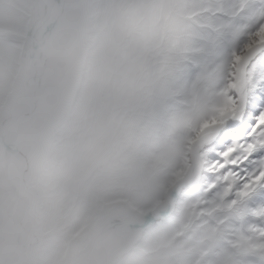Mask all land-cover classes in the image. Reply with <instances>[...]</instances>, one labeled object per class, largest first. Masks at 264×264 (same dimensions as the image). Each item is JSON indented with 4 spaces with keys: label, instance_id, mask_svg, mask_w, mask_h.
<instances>
[{
    "label": "clouds",
    "instance_id": "clouds-1",
    "mask_svg": "<svg viewBox=\"0 0 264 264\" xmlns=\"http://www.w3.org/2000/svg\"><path fill=\"white\" fill-rule=\"evenodd\" d=\"M61 15L68 22L0 81L5 95H20L55 68L79 98L55 127L39 112L13 125L28 187L46 193L23 264H246L252 245L264 251V238H213L205 212L222 187L175 195L206 172L205 126L230 86V58L184 55L204 28L192 0H104Z\"/></svg>",
    "mask_w": 264,
    "mask_h": 264
},
{
    "label": "rangeland",
    "instance_id": "rangeland-1",
    "mask_svg": "<svg viewBox=\"0 0 264 264\" xmlns=\"http://www.w3.org/2000/svg\"><path fill=\"white\" fill-rule=\"evenodd\" d=\"M103 2L104 0H0V81L6 69L18 66L23 55L37 45L46 32L47 25V32H52L68 22L62 13L71 8L85 15ZM192 3L204 28L194 34L190 48L184 53L189 57L231 59L232 53L246 43L249 34L264 23V0H192ZM48 20H51L49 24ZM27 45H31L30 50L26 49ZM59 79L57 70L50 68L46 74L34 76L30 82L29 92L36 90L37 99L27 117L39 112L45 118L48 128L57 126L67 107L79 100L70 95L59 83ZM29 92L5 95L0 89V264H7L9 260L23 264L33 237L41 227L36 208L46 202V193L28 187L31 181L26 176V191L23 198H20L24 200L23 207L19 209L15 204L10 208L18 195L21 197L22 175L25 172L24 144L18 141L13 131V125H22L24 119L17 122L14 118L26 115L29 111L26 101ZM20 132L37 142L40 140V136L34 135L30 129L21 127ZM5 143L23 156L10 151ZM206 154L207 150L204 148L200 154L201 159L206 161ZM206 174L207 168L204 174H198L190 188L181 192L180 197L186 198L194 191H210V186L204 184ZM9 213L20 227L10 220ZM205 214L213 218L217 226L213 238L222 232L249 244L253 240L262 239L259 233L251 230L255 218L250 219L243 208L232 207L225 199L223 189L209 201ZM21 228L27 233L20 232ZM252 250L257 254L249 253L251 259L246 264H259L261 258H264V251L255 245H252ZM18 253H21L18 259H11ZM228 264L231 262L228 261Z\"/></svg>",
    "mask_w": 264,
    "mask_h": 264
},
{
    "label": "snow or ice",
    "instance_id": "snow-or-ice-1",
    "mask_svg": "<svg viewBox=\"0 0 264 264\" xmlns=\"http://www.w3.org/2000/svg\"><path fill=\"white\" fill-rule=\"evenodd\" d=\"M230 69L227 100L205 126L204 184L210 193L222 187L232 207L255 218L251 230L264 238V23L232 53Z\"/></svg>",
    "mask_w": 264,
    "mask_h": 264
},
{
    "label": "water",
    "instance_id": "water-1",
    "mask_svg": "<svg viewBox=\"0 0 264 264\" xmlns=\"http://www.w3.org/2000/svg\"><path fill=\"white\" fill-rule=\"evenodd\" d=\"M28 92H29V91H28ZM35 105H36V101L34 102V106H35ZM31 111H32V109L29 110V111L26 113V115L15 117L14 120L18 122V121H20V120L26 118V117L31 113ZM4 140H5V139H4ZM5 145L7 146V148H8L10 151L15 152V150H12V149L7 145V143H5ZM15 153H19V154H21L20 152H15ZM21 156H23V155L21 154ZM23 157H24V156H23ZM26 176H27V175H26V170H25L24 174L22 175V182H23V184L26 182ZM197 176H198V174L189 177L187 180H185V181L183 182V184H181L180 186H178V189L176 190L175 195L178 196V197H180V194H181V192H182L183 190L188 189L189 187H191V186L194 184V182H195ZM20 198H21V197L18 195V197H17V198L11 203L10 208H12L15 204H17V202H19ZM8 216H9L10 220L13 221V220H12V215H11V213H9ZM13 222H14V221H13ZM14 223H15L17 226H19L18 223H16V222H14ZM20 256H21V253H20V254L18 253V255L14 256V257H11V259H18Z\"/></svg>",
    "mask_w": 264,
    "mask_h": 264
},
{
    "label": "bare ground",
    "instance_id": "bare-ground-1",
    "mask_svg": "<svg viewBox=\"0 0 264 264\" xmlns=\"http://www.w3.org/2000/svg\"><path fill=\"white\" fill-rule=\"evenodd\" d=\"M50 21L51 20H48L47 21V23L49 24L50 23ZM49 30V25H47L46 26V32ZM39 42V41H38ZM30 48H31V45H27L26 46V49L27 50H30ZM25 51V50H24ZM35 91L36 90H33V91H30L29 93H27V99H26V101H27V109L28 110H31V109H33L34 108V102L36 101V99H37V96H36V94H35ZM25 101V102H26ZM4 134V133H3ZM6 135V134H5ZM7 138V137H6ZM8 145V144H7ZM10 146V145H9ZM12 154V153H11ZM12 157V155H10V158ZM17 176V175H16ZM26 187H27V182H25L24 184H23V192H22V190H21V192H22V194H21V198H23V193L26 191ZM20 192V193H21ZM23 199H20V201L17 203V205H18V208L19 209H22V207H23ZM19 227H20V225H19ZM25 228V227H24ZM24 228H21L20 229V232H26L27 233V231L24 229ZM14 257V256H13ZM13 261V260H12Z\"/></svg>",
    "mask_w": 264,
    "mask_h": 264
}]
</instances>
